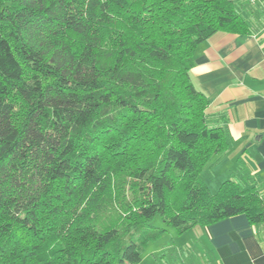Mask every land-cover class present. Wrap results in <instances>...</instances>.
I'll list each match as a JSON object with an SVG mask.
<instances>
[{
    "label": "trees",
    "instance_id": "obj_1",
    "mask_svg": "<svg viewBox=\"0 0 264 264\" xmlns=\"http://www.w3.org/2000/svg\"><path fill=\"white\" fill-rule=\"evenodd\" d=\"M237 0H0V264H134L165 227L244 214L200 173L228 148L190 78L198 43L249 33Z\"/></svg>",
    "mask_w": 264,
    "mask_h": 264
},
{
    "label": "crops",
    "instance_id": "obj_2",
    "mask_svg": "<svg viewBox=\"0 0 264 264\" xmlns=\"http://www.w3.org/2000/svg\"><path fill=\"white\" fill-rule=\"evenodd\" d=\"M237 3L250 32L217 31L194 49L191 81L208 99V125L221 126L228 142L200 176L212 192L231 179L264 198V0ZM196 229L182 264H264V223L237 214Z\"/></svg>",
    "mask_w": 264,
    "mask_h": 264
},
{
    "label": "rangeland",
    "instance_id": "obj_3",
    "mask_svg": "<svg viewBox=\"0 0 264 264\" xmlns=\"http://www.w3.org/2000/svg\"><path fill=\"white\" fill-rule=\"evenodd\" d=\"M237 3L236 8L239 10ZM264 16L261 13V17ZM216 191V190H214ZM213 191V192H214ZM151 224L156 227H165V231L152 241L141 251V259L134 264H182L186 263L185 254L191 250L193 240L199 236L197 233L198 225L182 233H177L171 227H167L161 218L156 215ZM190 264H205L202 257L198 261L189 262Z\"/></svg>",
    "mask_w": 264,
    "mask_h": 264
}]
</instances>
